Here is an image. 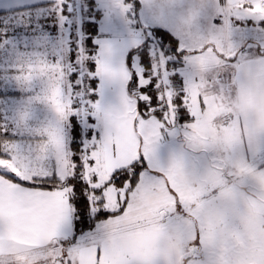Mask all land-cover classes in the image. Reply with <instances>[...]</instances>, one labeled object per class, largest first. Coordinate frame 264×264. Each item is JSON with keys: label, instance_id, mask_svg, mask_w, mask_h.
<instances>
[{"label": "snow or ice", "instance_id": "1", "mask_svg": "<svg viewBox=\"0 0 264 264\" xmlns=\"http://www.w3.org/2000/svg\"><path fill=\"white\" fill-rule=\"evenodd\" d=\"M90 2L79 23L76 0H19L12 13L32 54L0 78V249L12 254L22 251L13 239L39 240L51 264H163L124 251L134 200L154 201L165 236L202 243L227 208L207 192L197 208L186 198L189 177L207 188L210 170L227 175L225 162L240 153L264 172V127L244 110L217 115L200 95L195 111L182 44L153 27L146 10L131 41L100 35ZM101 6L109 22L136 19L132 0ZM235 17L256 25L237 30L240 42L264 48V20L239 8ZM41 19H54L55 32L37 29ZM17 90H26L22 98L11 95ZM39 104L53 115L43 117ZM0 264L12 262L0 255Z\"/></svg>", "mask_w": 264, "mask_h": 264}, {"label": "rangeland", "instance_id": "2", "mask_svg": "<svg viewBox=\"0 0 264 264\" xmlns=\"http://www.w3.org/2000/svg\"><path fill=\"white\" fill-rule=\"evenodd\" d=\"M103 0H100L99 5L102 10V18L98 20L100 35H105L107 32L116 31L119 33H134L139 24L143 20V13L136 15V19L130 24L127 18L114 15L109 22L102 8ZM82 0H76L77 16L76 22L79 23V11ZM44 9L41 8L37 12ZM243 12L248 17H256L264 20V13H259L253 9H245ZM13 12L0 16V23L5 24L11 31L12 37L17 39V34L20 29H13L10 22L15 21ZM223 14V13H222ZM235 15V12L232 13ZM155 17L156 15H151ZM222 25L226 29L234 30L232 41L227 47H216L217 50L222 51L230 56H243L250 52L257 50L258 42L248 40L240 42L238 29L252 28L256 25L235 24L231 20H226L224 14L221 16ZM227 21V22H226ZM43 24L49 27V30L55 32L54 19H41L39 24H36L38 29ZM134 25V26H133ZM65 32V28H61ZM5 30L0 26V35H3ZM79 34V33H77ZM255 45V46H250ZM221 48V49H220ZM130 50V49H129ZM189 70L192 73L189 80L188 90L193 103L195 111H199V104L196 102V96L200 95L210 102L215 114H219L224 110H229L228 95L230 91V83L226 72L218 70L219 63L216 62L219 58L215 50L207 48L204 51L189 54ZM228 59V57H226ZM229 65V63H227ZM223 97V103H220L219 98ZM243 153L237 155L233 160L226 161L228 165L225 168L227 175L220 172H212L210 170V178L207 181V188L200 183L201 177L190 176L189 180L195 185L192 190L186 192V198L191 199L197 208L202 205L200 199L202 192L208 194L204 199H211L215 196L217 205H223L227 208L225 216L219 218L218 222L212 225L210 222V231L205 234L204 240L198 245L203 255L201 257L190 256L185 258V264H264V243L257 246V252H253L252 248V232L264 229V172L256 171L252 161H248ZM137 206V211L134 214L133 223L129 225L130 230L139 228L138 230L157 231L162 233L163 241H171L175 244L178 252V264H180V257L190 249L191 244H188L182 237L169 235L165 236L163 233L162 224L154 212V201H147L144 204L134 200ZM256 204V205H255ZM252 205L261 213L259 223L254 221L252 216ZM239 219V220H238ZM259 226H263L262 228ZM155 235H160L155 233ZM219 236V240L216 237ZM261 236V235H260ZM164 238V239H163ZM168 238V239H167ZM235 239H243L249 241V246L241 249L239 246L227 245L228 242L233 243ZM264 241V239H261ZM235 244V243H234ZM50 251L43 253L45 258L49 255ZM207 253V254H206ZM243 253L246 256H243ZM250 254V256L248 255ZM44 261V260H43ZM48 261V260H45Z\"/></svg>", "mask_w": 264, "mask_h": 264}, {"label": "crops", "instance_id": "3", "mask_svg": "<svg viewBox=\"0 0 264 264\" xmlns=\"http://www.w3.org/2000/svg\"><path fill=\"white\" fill-rule=\"evenodd\" d=\"M18 2L19 0H0V16L14 12ZM29 2L35 3V0H29ZM99 2L100 0H96V6L102 13ZM132 3L137 5L138 14H144L146 10L151 15H156L153 18L158 25L153 26H163L174 33L179 43L188 51V55L207 48L215 50L219 58L216 61L219 63L218 70L220 68V71L226 72L231 85L228 95L230 105L228 111L244 110L257 128L264 127V54L258 55L254 50L243 56H230L217 50L216 47L220 45L227 47L235 32L226 29L228 26L225 28L222 23L216 22L215 17L219 10L220 0H132ZM227 3L230 7L242 5L244 9L264 13V0H238L235 4L232 0H227ZM0 26L8 36L7 40L4 34L0 37V78H5L11 68L17 63L24 62L32 53L29 51L31 46L25 45L22 40L14 39L5 24L0 23ZM107 35L112 39L129 41L133 38V33L126 32L118 34L116 31H111L107 32ZM25 91H13L11 95L22 98ZM36 107L45 118L53 115L46 104H39ZM242 155L245 157L244 154ZM247 159L249 162L252 161L250 154ZM138 229H129L131 234L128 239L131 247L124 251L130 259L151 258L163 261V264H178L175 244L170 240L163 241L164 236L161 232L158 233L152 229ZM155 233L160 235H155ZM13 243L22 251L9 254L8 248L0 249V255L12 264H51L47 259L48 256L45 258L43 255L44 252L50 251V248L41 247L39 240L20 243L19 240L13 239Z\"/></svg>", "mask_w": 264, "mask_h": 264}, {"label": "trees", "instance_id": "4", "mask_svg": "<svg viewBox=\"0 0 264 264\" xmlns=\"http://www.w3.org/2000/svg\"><path fill=\"white\" fill-rule=\"evenodd\" d=\"M82 3H83V0H82ZM90 7L97 9L95 12V17H96V21H97V32H98V30H99L98 20L102 16V13L96 6V0H91ZM237 8L245 10L242 7V5L230 7L227 3V0H220L219 10H218V13L216 14V17H215L216 22L222 23L221 16L224 14V17L226 20H231L235 24L241 23V24H245V25H251L253 23L252 19L242 20V19L236 18L235 15L232 14L235 12V9H237ZM134 12L136 15H138L137 5L136 6L134 5ZM153 27L158 28V30H160V31L168 32V34L170 36L173 35V39H177L178 40L177 42H179V39L177 38V36L174 33H172L170 30L168 31V29L163 28V27H159V26H153ZM0 37H1V35H0ZM131 50H133V49H131ZM255 51L257 52L258 55L264 54V48H261L260 45L257 47V50H255ZM187 53H188V51H187ZM93 68H94V65H93ZM262 213H264V212L262 211ZM259 214H261V213L257 212V209L252 205V216L254 215V218H255L254 221L261 224L259 222V220L261 218ZM259 227L262 228L263 226H259ZM252 235H253V237H252V248H254L252 253H254V252H257V249H255V248H257V246H260L261 243H264V241L261 240V239H264V229H261L259 231H253ZM232 244L234 246H236V245L239 246L241 249H245L246 247L249 246V241L243 240V239H235L233 243H230V242L227 243V245H231V246H232ZM254 254H256V253H254ZM202 255H203V253L201 251V255H198L197 257H201ZM248 255L250 256V254H248ZM243 256H246V254L243 253Z\"/></svg>", "mask_w": 264, "mask_h": 264}, {"label": "water", "instance_id": "5", "mask_svg": "<svg viewBox=\"0 0 264 264\" xmlns=\"http://www.w3.org/2000/svg\"><path fill=\"white\" fill-rule=\"evenodd\" d=\"M192 248H199V247H198V245H191L190 249H189L188 251H186V252L180 257V264H185V263H184L185 258H188V257H190V256H193V255H191V250H192ZM198 255H201V251H200V249H199V253H198L197 255H195V256H198Z\"/></svg>", "mask_w": 264, "mask_h": 264}, {"label": "built area", "instance_id": "6", "mask_svg": "<svg viewBox=\"0 0 264 264\" xmlns=\"http://www.w3.org/2000/svg\"><path fill=\"white\" fill-rule=\"evenodd\" d=\"M133 11H134V5H133Z\"/></svg>", "mask_w": 264, "mask_h": 264}]
</instances>
